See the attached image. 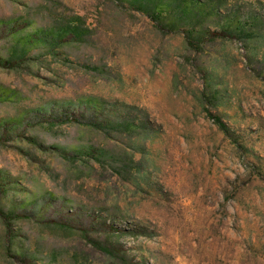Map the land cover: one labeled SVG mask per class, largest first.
Listing matches in <instances>:
<instances>
[{
	"label": "rangeland",
	"instance_id": "374dc122",
	"mask_svg": "<svg viewBox=\"0 0 264 264\" xmlns=\"http://www.w3.org/2000/svg\"><path fill=\"white\" fill-rule=\"evenodd\" d=\"M0 264H264V0H0Z\"/></svg>",
	"mask_w": 264,
	"mask_h": 264
}]
</instances>
